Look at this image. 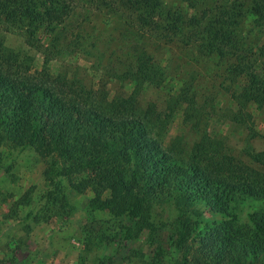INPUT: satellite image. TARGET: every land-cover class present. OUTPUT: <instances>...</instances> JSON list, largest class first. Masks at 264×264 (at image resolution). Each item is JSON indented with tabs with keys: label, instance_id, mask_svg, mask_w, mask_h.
Returning a JSON list of instances; mask_svg holds the SVG:
<instances>
[{
	"label": "rangeland",
	"instance_id": "1",
	"mask_svg": "<svg viewBox=\"0 0 264 264\" xmlns=\"http://www.w3.org/2000/svg\"><path fill=\"white\" fill-rule=\"evenodd\" d=\"M246 1L162 0L181 21L172 30L141 27L119 0H71L61 23L36 30L40 49L0 26V70L102 113L135 115L180 164L196 163L228 180L245 170L264 174L256 158L264 153V103L247 104L248 126L224 117L236 110L232 92L245 79H233L230 61L207 54L189 29L192 15L214 13L222 5L245 10ZM253 18L241 14L235 30L259 44ZM52 39L66 49L53 51ZM141 50L158 66L157 80L136 77ZM259 60L257 72L264 68V58ZM52 157L43 148L0 138V264H201L191 237L196 240L221 216L198 207L202 213L193 215L197 221L180 241L182 212L171 196L154 199L141 219L115 215L90 187L77 191L65 177L46 178ZM82 175L71 173V181ZM56 182L65 200L59 212L44 197ZM232 208L235 223L244 225L248 214L264 209V200L239 197Z\"/></svg>",
	"mask_w": 264,
	"mask_h": 264
},
{
	"label": "trees",
	"instance_id": "2",
	"mask_svg": "<svg viewBox=\"0 0 264 264\" xmlns=\"http://www.w3.org/2000/svg\"><path fill=\"white\" fill-rule=\"evenodd\" d=\"M119 1L136 13L141 27L174 30L181 25L162 0ZM70 3L0 0V26L7 32L18 31L26 44L40 49L36 30L61 23L70 13ZM244 8L222 5L214 13L192 15L189 29L207 54L230 61L228 74L233 79L244 77V83L232 92L237 108L224 117L248 126L251 114L247 104L264 103V68L261 72L255 69L256 61L264 58V0H247ZM245 13L253 15L258 24L259 44L251 42L249 34L235 30L238 16ZM50 43L55 52L66 49V44L53 39ZM135 60L137 78L158 79L159 68L145 52L139 51ZM141 121L135 115L106 114L66 100L47 85L0 70V138L6 136L12 143L52 153L44 169L51 182L52 177L61 176L77 191L90 187L94 199L113 214L134 219L146 217L154 199L171 196L182 212L180 241L187 238L197 221L192 222V217L199 216L202 211L198 207L203 206L221 220L198 232L196 240L191 237L198 246L201 264H264V209L248 214L250 223L244 225L235 223L232 212L239 197L264 200V174L245 170L233 173L228 180L196 163L180 164L148 134ZM256 158L264 164V153L256 154ZM75 171L83 173L76 182L70 177ZM56 185L44 197L54 212H59L65 200ZM103 192L107 196L101 200Z\"/></svg>",
	"mask_w": 264,
	"mask_h": 264
}]
</instances>
